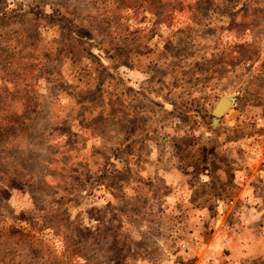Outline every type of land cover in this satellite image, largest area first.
Wrapping results in <instances>:
<instances>
[{"label":"rangeland","instance_id":"374dc122","mask_svg":"<svg viewBox=\"0 0 264 264\" xmlns=\"http://www.w3.org/2000/svg\"><path fill=\"white\" fill-rule=\"evenodd\" d=\"M197 251L264 264V0H0V264Z\"/></svg>","mask_w":264,"mask_h":264},{"label":"crops","instance_id":"0c3cea01","mask_svg":"<svg viewBox=\"0 0 264 264\" xmlns=\"http://www.w3.org/2000/svg\"><path fill=\"white\" fill-rule=\"evenodd\" d=\"M172 172V171H171ZM176 173V172H175ZM173 174V173H171V174H169L167 177H166V182L167 183H173V184H176L178 181H180V177H181V173H179V176H177L176 174ZM184 176V175H183ZM182 176V177H183ZM244 192V190L242 191V193ZM237 203V202H236ZM233 205V204H232ZM221 207V205H219V208ZM242 207H244V208H242ZM241 208V210L244 212V213H246V212H249V208H250V206H249V204L248 205H243V206H241L240 207ZM240 208H237L236 207V210H237V212L239 211L240 212V214L242 213L239 209ZM231 211L233 212L234 211V208H232L231 209ZM222 213L224 212V211H221ZM197 213H201V214H205L206 213V209H197ZM242 215H243V218H242V222L241 223H243V224H245V222H249V219L248 218H246L245 216H244V214L242 213ZM220 217H222V215H220ZM222 218H224V216L222 217ZM219 223V222H218ZM219 226V224L217 225V227ZM241 226L242 225H240V227H239V229H236L235 227H231V230H230V232L227 234H224L223 235V244L228 248V249H230V250H232L233 251V255L231 256V258L233 259V261H237L238 260V258L235 256V252H237L238 253V255H247V253H251V247H250V245L248 244V242H247V240H245V239H239L238 238V236L240 235L239 233V231H237V230H241ZM216 227V228H217ZM219 228V227H218ZM217 228V229H218ZM245 228V227H244ZM207 229V228H206ZM202 231L201 229H200V224L198 225V226H195V231H194V233L195 234H197L199 237H200V239L198 238V240H200L199 241V243L197 244L198 246L199 245H202L201 244V242H206V240H204V239H202V236H201V233H198L197 231ZM216 232V231H215ZM214 232V234H216ZM232 232H233V234H232ZM221 234H223V233H221ZM245 241V242H244ZM195 253H197V264H199L200 263V261H203V257H202V255H201V252H199V251H197V252H195ZM242 256H240V258H241ZM205 262V261H204ZM207 264H217L216 263V261H214V260H212V261H207Z\"/></svg>","mask_w":264,"mask_h":264},{"label":"water","instance_id":"95a60500","mask_svg":"<svg viewBox=\"0 0 264 264\" xmlns=\"http://www.w3.org/2000/svg\"><path fill=\"white\" fill-rule=\"evenodd\" d=\"M235 103V97L232 94H224L220 97L219 101L215 104L212 113L215 116L214 122L219 120Z\"/></svg>","mask_w":264,"mask_h":264}]
</instances>
